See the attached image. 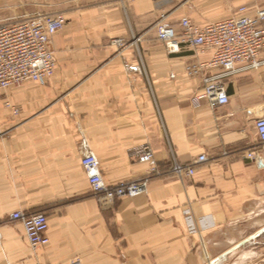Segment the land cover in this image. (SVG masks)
<instances>
[{"label": "crops", "instance_id": "0c3cea01", "mask_svg": "<svg viewBox=\"0 0 264 264\" xmlns=\"http://www.w3.org/2000/svg\"><path fill=\"white\" fill-rule=\"evenodd\" d=\"M0 3L3 19L66 18L48 44L57 65L46 85L3 92L19 113L0 116L11 123L0 133V264H264V151L253 127L264 117V64L238 66L224 80L230 103L212 109L193 101L202 82L184 72L211 53L182 45L169 55L156 37L158 23L180 33L182 18L200 28L264 0ZM145 145L153 160L140 164ZM86 155L107 186L147 179L146 192L100 202ZM204 155L192 176L170 174ZM14 211L45 213L47 246L32 250L20 223L1 221Z\"/></svg>", "mask_w": 264, "mask_h": 264}, {"label": "built area", "instance_id": "2783aa9c", "mask_svg": "<svg viewBox=\"0 0 264 264\" xmlns=\"http://www.w3.org/2000/svg\"><path fill=\"white\" fill-rule=\"evenodd\" d=\"M65 24L66 18L61 12H37L0 24V100L4 91L10 87H20L25 82L46 85L57 65L54 51L48 44ZM179 28L180 33L172 26L162 23L156 25V37L163 43L167 54L178 53L182 45L193 48L197 55L211 53L209 60L188 63L184 67L186 76L200 78L202 82V89L193 97L195 103L207 101L212 109L228 105L230 100L224 80L234 74L238 66L243 69H258L264 64V59L260 58V53L264 52V7L253 12L245 6L239 7L236 16L200 28L185 17L179 21ZM113 44L121 46L122 43L114 40ZM4 106L14 115L19 113V108L9 102ZM253 127L263 152L264 117L255 119ZM134 158L140 164L151 163L153 151L147 145L142 146L134 152ZM244 158L255 160L256 151H248ZM207 161L205 155L197 157L190 165H181L175 161L170 174L179 178L190 177L194 174L196 165ZM80 164L91 193L102 203L111 204L117 199L132 198L146 192L147 179L107 186L100 176L98 163L91 155L83 157ZM150 172L156 173V168H151ZM9 220L23 226L25 238L32 250L48 245L45 213L25 214L14 211L9 215Z\"/></svg>", "mask_w": 264, "mask_h": 264}, {"label": "rangeland", "instance_id": "374dc122", "mask_svg": "<svg viewBox=\"0 0 264 264\" xmlns=\"http://www.w3.org/2000/svg\"><path fill=\"white\" fill-rule=\"evenodd\" d=\"M14 11H17L19 10L18 8L16 9H13ZM16 16V15H15ZM8 17L7 19H3V5L2 3H0V24H4V23H7L8 21H12V20H15L16 18H20L22 19L23 17H25V14H22V15H17L16 17ZM7 96L9 97V93H8V90H7ZM8 102V101H5L3 99L0 100V116L2 117V115H10V110L8 108H6L4 106V104ZM0 123H2L0 125V133H2V131H4L5 128H7L9 126V124L11 123H8V122H2L1 118H0ZM2 222H5V223H10V220H9V215L5 216V217H2L1 219Z\"/></svg>", "mask_w": 264, "mask_h": 264}]
</instances>
